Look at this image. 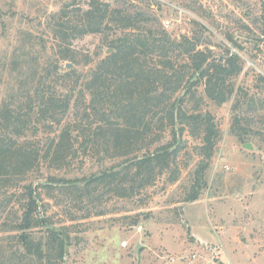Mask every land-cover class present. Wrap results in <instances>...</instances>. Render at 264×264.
I'll list each match as a JSON object with an SVG mask.
<instances>
[{
	"label": "trees",
	"instance_id": "trees-1",
	"mask_svg": "<svg viewBox=\"0 0 264 264\" xmlns=\"http://www.w3.org/2000/svg\"><path fill=\"white\" fill-rule=\"evenodd\" d=\"M55 3L57 11L47 18L55 41L54 74L58 80L75 78L80 89L60 92L52 71L40 76L27 60L18 62L19 57L9 63L14 85L0 97V233L7 234V245H0L1 264H63L72 225H56L40 210L42 196L53 201L57 194L79 210L84 204L82 216L68 212L69 222L104 216L105 208L96 205L104 196L132 198L165 174L170 184L179 179L188 167L178 161L183 147L177 138L185 132L202 144L201 161L184 199L196 201L206 186L205 173L218 136L213 117L203 113L201 102L227 103L244 69L234 52L240 46L232 37H227L231 47L194 37L173 40L166 31L141 28V21H147L144 14L109 2ZM193 23L206 32L201 23ZM107 31L114 34L109 43L113 52L85 77L74 70L63 77L58 74L61 62H74L75 40ZM254 89L264 94V78L257 77ZM258 100L263 108L264 97ZM42 126L50 132L54 126L60 128L43 154L30 142ZM75 145L84 154L119 163L88 178L50 177L51 183H25L41 159L56 170L69 166L78 152ZM138 222L135 217L130 225Z\"/></svg>",
	"mask_w": 264,
	"mask_h": 264
},
{
	"label": "rangeland",
	"instance_id": "rangeland-1",
	"mask_svg": "<svg viewBox=\"0 0 264 264\" xmlns=\"http://www.w3.org/2000/svg\"><path fill=\"white\" fill-rule=\"evenodd\" d=\"M55 1L0 0V97L14 85L7 70L16 57L20 63L27 60L40 76L54 74L55 41L47 18L57 11ZM102 1L144 14L147 21H141V28L166 31L173 40L194 37L231 47L227 37H232L240 46L238 51L232 49L242 58L244 69L227 103L216 106L207 99L201 102L200 109L213 117L218 136L205 173L206 186L196 201L184 199L201 161L198 148L202 144L186 132L177 138L183 147L179 165H188L179 179L170 184L165 174L132 198L104 196L96 204L105 208L104 216L69 222L68 212L82 216L84 204H79V210L69 207L57 194L53 201L42 196L40 210L56 225H72L63 264H264V105L262 108L258 100L264 94L254 89L257 77L264 78V0ZM193 21L201 23L206 32ZM113 36L107 31L75 40L74 62H61L58 74L63 77L74 70L85 77L113 52L109 47ZM68 64L72 67L67 68ZM53 79L60 92L77 93L80 89L75 78L58 80L54 74ZM63 119L62 125L67 123L66 117ZM59 131L55 126L52 132L42 126L30 142L43 154ZM117 163L78 149L69 166L61 170L41 159L25 183H51L50 177L88 178ZM135 217L139 222L132 226ZM139 226L142 229L138 232ZM6 235L0 233V245L7 240ZM123 241H128L127 248L121 247Z\"/></svg>",
	"mask_w": 264,
	"mask_h": 264
},
{
	"label": "built area",
	"instance_id": "built-area-1",
	"mask_svg": "<svg viewBox=\"0 0 264 264\" xmlns=\"http://www.w3.org/2000/svg\"><path fill=\"white\" fill-rule=\"evenodd\" d=\"M141 229H142V227L139 226L137 228V231L139 232V231H141ZM120 245H121L122 248H127L128 247V241H123Z\"/></svg>",
	"mask_w": 264,
	"mask_h": 264
},
{
	"label": "water",
	"instance_id": "water-1",
	"mask_svg": "<svg viewBox=\"0 0 264 264\" xmlns=\"http://www.w3.org/2000/svg\"><path fill=\"white\" fill-rule=\"evenodd\" d=\"M66 67H67V68H71L72 66H71L70 64H68Z\"/></svg>",
	"mask_w": 264,
	"mask_h": 264
}]
</instances>
